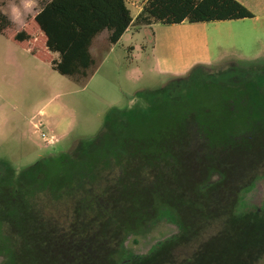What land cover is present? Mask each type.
I'll use <instances>...</instances> for the list:
<instances>
[{"label": "trees", "instance_id": "1", "mask_svg": "<svg viewBox=\"0 0 264 264\" xmlns=\"http://www.w3.org/2000/svg\"><path fill=\"white\" fill-rule=\"evenodd\" d=\"M33 1L30 24L43 48L29 24L16 32L2 13L0 35L39 61L56 54L52 71L78 86L130 26L254 18L237 0H146L134 19L126 0ZM104 32L107 47L96 58L91 48ZM208 69L196 65L138 93L131 107L112 110L96 138L69 152L20 171L0 161V264H122L125 241L163 211L177 235L129 264H260L264 211L237 209L264 178V82L219 83L214 110L200 96L210 86L196 82L212 77Z\"/></svg>", "mask_w": 264, "mask_h": 264}, {"label": "rangeland", "instance_id": "2", "mask_svg": "<svg viewBox=\"0 0 264 264\" xmlns=\"http://www.w3.org/2000/svg\"><path fill=\"white\" fill-rule=\"evenodd\" d=\"M142 1H127L133 16ZM249 3L253 11L247 9L254 14V18L256 15L260 17L258 6L253 2ZM38 8V4L33 0H0V13L13 22L14 31H20L25 24H29L34 35L35 47L42 49V37L39 33H35L30 24V19ZM253 20L244 19L233 23L240 34L230 51L231 57L218 67H209L207 73L212 77H200L196 81L205 82V85L210 86L208 93H201L200 96H204L207 100L204 99L205 104L208 103L207 105L214 110L216 101L212 99L221 96L219 83L264 82V37L259 40L257 35H254L255 31H261L264 23H254ZM143 28L145 29L143 37L126 35L122 45L116 47L105 61L100 63L99 71L85 86H78L71 79L52 71L48 59L53 54L48 53V59L40 61L33 56L34 61L32 55H25V61L41 63L42 68L39 71L41 74L40 77L38 75L30 77L23 84L27 94L23 101L19 100L17 86L10 105L29 117L37 114L39 110H44L47 123L40 129L39 134H33L32 124L25 127V134L29 137V152L15 150L12 156L9 152L16 163V166H12L16 171L40 159L69 152L81 141L96 138L103 131L104 120L113 109L129 108L137 102L138 93L161 89L173 80L174 77L158 76L148 73L144 68L141 48L151 45L152 27ZM15 46L18 49H25L20 45ZM106 47V35L102 34L94 40L91 53L98 58ZM131 47H135L134 52L131 51ZM236 68H242L250 75L243 77L241 74L239 78ZM193 78L188 79L187 82ZM4 112L10 116V107ZM35 121L38 119L36 118ZM14 133L15 129L1 131L3 137H8L7 139H10ZM0 161L4 162V160ZM249 210L264 211V178L255 181L241 194L237 211ZM177 233L178 226L172 216L163 211L152 228L135 233L125 241L122 264H129L132 259L149 255L158 245L174 238ZM260 264H264V255Z\"/></svg>", "mask_w": 264, "mask_h": 264}, {"label": "crops", "instance_id": "3", "mask_svg": "<svg viewBox=\"0 0 264 264\" xmlns=\"http://www.w3.org/2000/svg\"><path fill=\"white\" fill-rule=\"evenodd\" d=\"M127 1L125 5L128 8ZM145 1H142L134 16L131 14L133 19L140 13ZM237 1L251 11L253 10L249 2L256 4L261 16L256 15L253 21L254 23H264V0ZM234 22L237 21L192 25L182 23L166 27L160 24L152 25L151 45L141 48L144 68L148 73L173 78L185 76L196 65L208 67L220 66L227 62V58L231 57L230 51L236 44L238 35L240 34L237 26L233 24ZM144 31L143 27L138 29L130 26L118 43L110 46L103 60L105 61L116 47L120 44L122 45V41L126 35L143 37ZM102 34L106 35L105 32ZM254 35H257L259 40L263 39L264 27H262L261 31H255ZM15 45L11 39L0 35V160H4L10 166H16L11 157L12 152L15 150H26L29 152L30 150L29 137L25 134V127L32 124L33 134H39L40 129L47 123L44 110H39L37 114L29 117L23 112H18L15 106L10 105L17 86L19 100L23 101L26 99L27 94L23 84L32 76L36 77L38 75L40 77L41 72L39 71L42 68L41 63H29V61H25V55H31L29 49H18ZM130 49L133 52L135 51V47H131ZM26 57L28 59V56ZM53 57L56 58L57 55L54 54ZM33 60L35 61L34 57ZM99 68L100 66L91 78L97 74ZM8 107H10L11 111L10 116H7L4 112L8 110ZM35 117L38 121H35ZM12 129H15V133L12 134L10 139L3 137L1 134V131Z\"/></svg>", "mask_w": 264, "mask_h": 264}]
</instances>
